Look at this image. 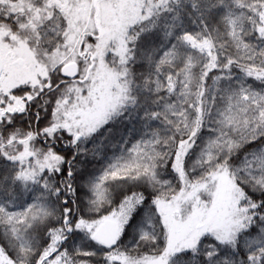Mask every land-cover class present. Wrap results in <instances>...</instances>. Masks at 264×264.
<instances>
[{
	"label": "snow or ice",
	"instance_id": "snow-or-ice-1",
	"mask_svg": "<svg viewBox=\"0 0 264 264\" xmlns=\"http://www.w3.org/2000/svg\"><path fill=\"white\" fill-rule=\"evenodd\" d=\"M0 264H264V0H0Z\"/></svg>",
	"mask_w": 264,
	"mask_h": 264
}]
</instances>
